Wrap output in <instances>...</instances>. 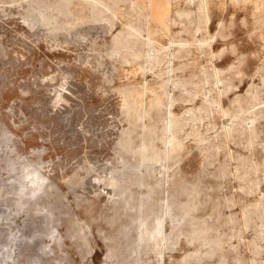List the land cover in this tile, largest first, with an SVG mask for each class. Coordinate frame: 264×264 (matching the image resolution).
Listing matches in <instances>:
<instances>
[{
  "label": "rangeland",
  "instance_id": "374dc122",
  "mask_svg": "<svg viewBox=\"0 0 264 264\" xmlns=\"http://www.w3.org/2000/svg\"><path fill=\"white\" fill-rule=\"evenodd\" d=\"M0 264H264V0H0Z\"/></svg>",
  "mask_w": 264,
  "mask_h": 264
},
{
  "label": "bare ground",
  "instance_id": "6f19581e",
  "mask_svg": "<svg viewBox=\"0 0 264 264\" xmlns=\"http://www.w3.org/2000/svg\"><path fill=\"white\" fill-rule=\"evenodd\" d=\"M97 1H98V0H97ZM136 1H140V0H136ZM132 2H133V1H132ZM132 2H131V3H132ZM147 41H148V40H147ZM165 81H166V80H165ZM171 116H172V115H171ZM17 194H18V193H17Z\"/></svg>",
  "mask_w": 264,
  "mask_h": 264
}]
</instances>
